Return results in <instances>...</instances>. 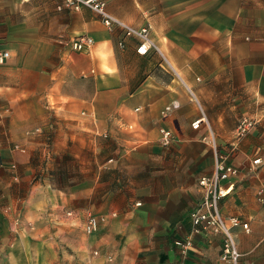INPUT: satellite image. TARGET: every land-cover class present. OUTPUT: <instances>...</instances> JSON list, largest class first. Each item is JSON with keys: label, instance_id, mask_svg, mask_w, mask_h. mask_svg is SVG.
Listing matches in <instances>:
<instances>
[{"label": "crops", "instance_id": "0c3cea01", "mask_svg": "<svg viewBox=\"0 0 264 264\" xmlns=\"http://www.w3.org/2000/svg\"><path fill=\"white\" fill-rule=\"evenodd\" d=\"M102 1L149 24L159 53H137L133 38L120 47V30L86 6L0 0V264H227L220 235L192 232L189 219L197 180L213 170L210 140L237 170L219 208L248 222L235 233L238 263L264 264V0ZM59 31L93 44L55 63ZM160 57L181 86L154 73ZM243 120L252 126L238 137ZM160 128L173 132L169 146ZM63 156L77 174L60 184ZM90 212L103 219L87 234ZM187 237L182 255L175 241Z\"/></svg>", "mask_w": 264, "mask_h": 264}, {"label": "built area", "instance_id": "2783aa9c", "mask_svg": "<svg viewBox=\"0 0 264 264\" xmlns=\"http://www.w3.org/2000/svg\"><path fill=\"white\" fill-rule=\"evenodd\" d=\"M86 6L94 11L100 18L101 22L108 29L118 28L122 34V38L119 39L118 45L124 46L125 38H133L136 41V51L139 54L145 55L150 49L158 50L151 37V28L149 24L142 26H132L127 24L123 20L115 17L109 13L102 0H60L57 9L68 8L78 10L80 7ZM93 44L92 37L86 34H80L73 37L70 40V48L72 50H84L88 49ZM8 57V51H0V63ZM177 106L173 104L172 107ZM170 109V107H166ZM201 118L196 119L191 123L193 128L198 127ZM208 125L206 124V127ZM252 126L251 120H243L239 124L237 136L241 137L246 134ZM160 142L163 146H169L173 139V132L170 129L160 128ZM211 144L215 148L213 170L210 175H204L198 178L197 185L200 190V199L189 212V219L192 224V232H200L206 236L220 235L221 248L219 253V260L227 264H239L238 258L240 253L237 249L235 241V233L238 228L243 231H249V225L247 221L241 220L238 216H229L224 218L220 212L219 202L229 192L230 188H225L222 185V180L227 179L237 173L229 162V155L216 149L214 140H210ZM253 163H258L259 159L252 160ZM2 165V162H0ZM257 200L264 202V188H259L256 194ZM103 219V216H97L94 214H88L83 225L85 233L90 234L98 228L99 221ZM176 245L179 248V252L182 255H186L187 251L192 244L191 237H187L182 240H176ZM185 264V263H179Z\"/></svg>", "mask_w": 264, "mask_h": 264}, {"label": "rangeland", "instance_id": "374dc122", "mask_svg": "<svg viewBox=\"0 0 264 264\" xmlns=\"http://www.w3.org/2000/svg\"><path fill=\"white\" fill-rule=\"evenodd\" d=\"M10 36L11 39H15L17 37V30L13 29L10 30ZM60 37H59V41L62 43H59L57 45V53H54L52 55V59L54 60V62L56 63H60L62 61V58H64V55L71 52L72 49L70 48V39L65 40L64 36H61V31H59ZM158 52V50H154V52ZM9 56V54H8ZM162 64V65H156L155 67L158 69H162L164 70V72H154L158 77L161 78L162 77H166L167 75L170 77L171 80H173V82H177L180 86H181V78L178 76V73L175 72L173 66H172V62H168L167 60H165L163 57H160V61L158 62V64ZM179 63H181V61H179ZM167 71V72H166ZM171 105V103H170ZM177 108V107H176ZM175 109L174 107H170L169 110ZM9 110L7 109H3L0 107V119L4 120L8 113ZM27 117L31 118L32 117V110H26V114ZM5 125H2L0 123V137H2L5 131ZM29 133V132H28ZM174 140V136L172 141ZM161 143V142H160ZM41 160L38 159L37 164L40 163ZM77 165L75 162H73V160L71 159V157L69 156H63L62 158H60L57 162H56V174H55V178L57 180V183H63L66 176L69 174L74 175V177L76 176L77 172H76V168ZM66 215H71L72 212H68L65 211ZM89 214H92L91 212ZM95 215V214H94ZM99 216V215H97ZM87 218V217H86ZM85 223V222H84Z\"/></svg>", "mask_w": 264, "mask_h": 264}]
</instances>
